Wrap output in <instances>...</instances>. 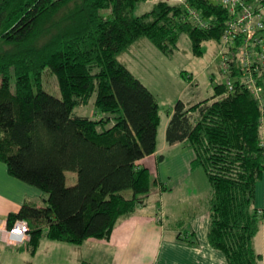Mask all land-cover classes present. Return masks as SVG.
I'll use <instances>...</instances> for the list:
<instances>
[{
	"label": "trees",
	"instance_id": "1",
	"mask_svg": "<svg viewBox=\"0 0 264 264\" xmlns=\"http://www.w3.org/2000/svg\"><path fill=\"white\" fill-rule=\"evenodd\" d=\"M142 1L0 0V160L44 194L43 203L26 201L10 212L8 224L28 221L32 249L41 235L74 243L108 237L153 185L165 187L137 163L156 150L157 97L117 55L142 36L170 55L182 32L199 55L204 40H221L230 11L213 0H154L136 12ZM240 42L238 36L228 48L236 52ZM251 66L262 101L231 59L232 87L221 80L211 96L178 98L165 128L168 143L193 147L192 160L206 174L207 237L229 264H262L253 238L264 215L255 204L264 177V61ZM47 73L55 75L59 95L43 86ZM91 92L106 112L100 121L73 112ZM68 169L77 175L72 184Z\"/></svg>",
	"mask_w": 264,
	"mask_h": 264
},
{
	"label": "crops",
	"instance_id": "2",
	"mask_svg": "<svg viewBox=\"0 0 264 264\" xmlns=\"http://www.w3.org/2000/svg\"><path fill=\"white\" fill-rule=\"evenodd\" d=\"M141 40L143 39L139 38L131 45L136 47L141 43H146V41ZM122 61L149 87L147 80L134 72L129 62ZM193 74L188 76L190 85H193V80H197L196 74ZM142 75L149 79L146 74ZM186 86L185 84L183 88ZM197 91H199V84L191 90L193 96ZM193 101L192 98H189L186 102L193 103ZM171 109L168 111L161 129L164 138ZM158 134L157 128L156 150L139 158L137 163L147 166L151 174L157 176L164 183V188L159 187L161 192L159 195L160 204L151 208L144 199V202L138 204L133 211L123 213L118 217L108 237L90 236L79 243L56 240L41 235L36 247L32 249L29 234L21 242H12L8 232L10 226L8 214L17 211L21 204L26 201L43 203L44 194L39 187L12 175L8 171L6 163L0 160V264H79L81 259H88L96 264H229L225 253L213 246L207 237L209 225L207 196L210 188L206 195H194L193 198L188 199V202L196 207H194V212L190 214L189 220L181 224L183 229L178 230L180 222L171 226L165 224L164 219L166 217L170 219L165 212L168 195H162V191L167 188L165 181L172 176L176 177L178 171L175 163H172V159L163 163L162 166L160 165L159 158H165L160 153L167 141L162 138L159 147ZM178 142L182 143L183 147H176L177 149L171 151L176 156H181L183 165H195L196 172H199L197 165L192 160L194 157L193 147L186 141ZM178 142L171 145H176ZM183 180L184 176L182 175L175 178L177 183H181ZM202 191L205 192V190ZM177 201L181 202L182 200L179 197ZM256 205L261 207L264 213V195L257 197ZM168 224L170 223L168 222ZM261 226H263L264 231V215L257 232L260 231ZM191 233L193 238L190 236ZM259 252L262 254L261 262L264 264L263 253Z\"/></svg>",
	"mask_w": 264,
	"mask_h": 264
},
{
	"label": "rangeland",
	"instance_id": "3",
	"mask_svg": "<svg viewBox=\"0 0 264 264\" xmlns=\"http://www.w3.org/2000/svg\"><path fill=\"white\" fill-rule=\"evenodd\" d=\"M153 2L154 0L142 1L136 6L135 11L142 12L147 10L152 6ZM140 39H143L141 41H146V43L140 44V42H138L140 45L136 47L129 45L121 50L117 56L121 60L129 62L134 72L140 74L147 80L149 88L157 97L160 112L157 140L158 146L160 147L162 138L165 140L164 135L161 133V129L166 120L167 113L174 102L178 98L184 101L192 98V100H194L193 102H196L195 100L198 101V99L200 100L203 97L210 96V94L213 93L214 83L226 80V75L221 71L220 64L223 52H225V54H230V52L228 50V44L222 40L207 39L202 42L203 52L199 55L194 54L191 49V41L185 32L180 34L178 48L170 55H165L161 52L147 37L142 36ZM193 73L197 76V82L193 80V85H190V78L188 76L186 77L185 74ZM142 74H146L149 79H146ZM185 84L187 86L183 88ZM198 84L199 91L193 96L191 90L195 89ZM43 86L49 91L59 95V88L55 75L50 73L43 75ZM73 112L86 114L97 121H100L106 113L96 106L94 92L89 93L85 99H81V101L77 102L73 107ZM171 144L167 142L166 146L161 151L160 154H163L166 160L165 158H159L161 162L160 165L162 166L163 163L172 159V163H175L178 171L176 177L182 175L184 176V180L181 183H177L175 181L176 177L172 176V178L165 181L167 188L162 191V195H168L165 212L170 219L166 217L164 221L165 224L169 226L180 222V225H178L179 230L180 228L183 229L181 224L189 220L190 214L194 212V207H196L195 205H191L188 199L193 198L194 195H206L210 185L201 165L197 164L199 172H196L194 168L196 167L195 165H183L181 156H176V154L171 151L183 147L182 143L178 142L176 145ZM76 177L77 175L74 170L68 169L65 171L67 184L74 183ZM205 183L206 186H204ZM260 185L261 187L259 188ZM202 190H205V192ZM131 192V188L123 189V193L127 196L131 195ZM159 195H161L159 185L155 184L146 194L145 201L147 205H150L151 208L158 206L160 204ZM256 195L255 204L257 197H259V195H264V177L257 184ZM179 197L185 202H178L177 199ZM202 204H205V202H202ZM168 222L170 224H168ZM169 226L167 227L169 228ZM261 227L260 231L255 234L254 245L256 249L263 253L264 262V231L263 226Z\"/></svg>",
	"mask_w": 264,
	"mask_h": 264
},
{
	"label": "built area",
	"instance_id": "4",
	"mask_svg": "<svg viewBox=\"0 0 264 264\" xmlns=\"http://www.w3.org/2000/svg\"><path fill=\"white\" fill-rule=\"evenodd\" d=\"M227 6L230 11L228 28L221 36V40L233 43L240 36L241 42L237 44L236 52L228 48L230 54L223 52L220 68L226 75V83L232 87L230 71V60L233 59L240 64L245 81L250 85L253 93L262 101V88L256 83L252 75L251 65L255 60L264 61V0H213ZM189 12L194 23L204 24L200 14L193 8ZM255 44L261 45L258 50ZM187 76H191L188 74ZM28 221L17 218L8 229L12 242H21L27 235Z\"/></svg>",
	"mask_w": 264,
	"mask_h": 264
},
{
	"label": "bare ground",
	"instance_id": "5",
	"mask_svg": "<svg viewBox=\"0 0 264 264\" xmlns=\"http://www.w3.org/2000/svg\"><path fill=\"white\" fill-rule=\"evenodd\" d=\"M16 219H17V218H15V219L13 220V222H12V224L9 226V228L13 225V223H14V221H15ZM28 231H29V228H28ZM28 231H27V235L29 234Z\"/></svg>",
	"mask_w": 264,
	"mask_h": 264
}]
</instances>
